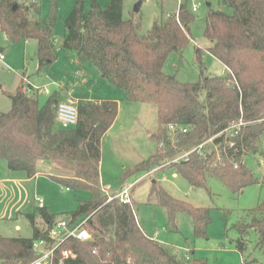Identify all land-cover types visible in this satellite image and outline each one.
I'll return each mask as SVG.
<instances>
[{
	"label": "trees",
	"instance_id": "16d2710c",
	"mask_svg": "<svg viewBox=\"0 0 264 264\" xmlns=\"http://www.w3.org/2000/svg\"><path fill=\"white\" fill-rule=\"evenodd\" d=\"M223 3L231 13L210 9L203 31L208 43L205 51L227 70L221 76L206 77L201 72L197 82L181 83L163 72L167 57L183 51L191 39L189 26L194 18L183 4L165 22H154L146 34H141L137 17L123 20V0H109L104 8L91 0L87 10L83 0H76L64 22L66 34L61 47L74 52L78 63L94 66L113 87L124 92L127 101L156 109L159 128L150 138L162 141L163 146L139 163L135 172L168 166L193 188L204 187L206 179L214 177L238 193L256 181L244 165V156L260 151L264 135V0ZM57 14L58 0H49L44 21L40 19L39 0L27 4L0 0V30L11 42L36 41L38 71L57 57L52 43ZM201 53L195 52L200 70ZM9 98L10 111L0 113V158L7 169L22 171L32 178L38 173L37 164L45 162L51 171L53 167L57 171L46 173L49 179L65 189L88 190L92 195L78 204L71 219L88 216L93 241L63 244L61 249H73L77 254L75 261L63 264H207L202 259H178L145 234L136 221L133 203L107 201L102 192L100 146L117 117V101L79 100L76 126L63 130L55 121V95L41 107L23 87ZM237 123L241 125L230 131ZM168 124L186 126L189 132L177 135L172 144L166 132ZM211 138V143L186 160L161 164ZM150 193L166 211L173 228L175 215L182 212L191 218L194 236L205 237L210 221L208 210L172 199L155 182ZM38 214L42 227L35 224L34 215H26L32 225V238L0 236V264H28L34 260L33 240L45 238L56 220L44 207L38 208ZM248 215V223L234 226L240 235L236 242L240 253L245 249L242 237L249 230L257 234L258 245L264 240V201ZM92 247L97 248V254H91ZM83 254L88 255V262L80 260Z\"/></svg>",
	"mask_w": 264,
	"mask_h": 264
},
{
	"label": "rangeland",
	"instance_id": "374dc122",
	"mask_svg": "<svg viewBox=\"0 0 264 264\" xmlns=\"http://www.w3.org/2000/svg\"><path fill=\"white\" fill-rule=\"evenodd\" d=\"M30 1L17 0L18 3L26 4ZM75 1L58 0L52 37L57 57L39 71L36 42H11L0 30V113L10 111L9 94L16 92L19 87L27 89V82L33 87L28 89V95L34 96L40 107L53 95L58 101H66V92L72 99H115L119 104L118 116L101 141V187L116 194L124 186L132 184L131 203L136 221L148 236L182 261L188 257L190 261L202 259L207 264H264V240L258 245L257 234L249 230L242 237L245 249L240 253L236 248L240 235L234 228L237 224L248 223V212L264 201V135L260 151L244 156V165L256 181L247 184L238 193L214 177L207 178L204 187L192 188L174 168L165 166L183 152L162 160L161 164L165 167L135 172L139 163L148 160L157 151V141L150 138V134L156 133L159 128L156 109L146 103L127 101L124 92L113 87L94 66L86 62L78 64L74 52L62 49V39L66 34L64 22ZM83 1L87 10L91 0ZM96 1L104 8L109 0ZM138 4L139 12L136 14L134 8ZM181 4L186 5L194 18L189 26L192 41L183 51L167 57L163 72L173 75L181 83L197 82L201 72L206 77L226 74L227 70L205 53L207 42L203 37L204 21L210 9L231 13L223 0H123L122 18L128 20L137 17L140 20V33L146 34L154 22H165ZM39 5L40 19L44 21L48 17L49 0H39ZM193 5L198 6L195 13L191 12ZM197 50L202 51L201 70L195 57ZM53 82L62 83L63 88L58 89ZM46 88L48 93H45ZM200 99L203 101L204 97ZM44 164L38 163L37 169L57 173L54 167L51 171ZM173 173H177V176L173 177ZM152 181L172 199L193 208L208 210L210 221L205 237L194 236L192 220L182 212L175 215L173 228L168 222L166 211L150 193ZM91 197L88 190L67 191L64 186L46 176L28 180L22 171H9L5 160L0 158L1 237L30 239L33 229L26 215H34L38 227L43 226L38 214L39 207L46 208L56 220H68L78 204ZM38 199L42 200L41 206ZM128 260L132 262L130 258Z\"/></svg>",
	"mask_w": 264,
	"mask_h": 264
},
{
	"label": "built area",
	"instance_id": "2783aa9c",
	"mask_svg": "<svg viewBox=\"0 0 264 264\" xmlns=\"http://www.w3.org/2000/svg\"><path fill=\"white\" fill-rule=\"evenodd\" d=\"M197 11L198 6L193 5L191 8V12L195 13ZM0 59H2V57H0ZM53 85L58 89L63 88V85L60 82H53ZM28 89L31 90L33 89V87L30 83L27 82V89L23 88V90L28 94L30 92ZM45 93H48L47 88L45 89ZM77 103L78 100L72 99L71 97L66 101L57 103L55 107V121L61 129L67 130L76 126L78 120ZM240 125L241 123L234 124L233 126H231L230 131L237 129ZM166 132L170 137L171 143L175 144L177 135L187 134L189 132V128L177 124H168L166 126ZM211 141L212 138L205 143L191 148L190 150L184 151L180 157L173 159L172 162L186 160L191 153L200 152L202 148L206 144L211 143ZM157 144L158 147L163 146L162 141L158 142ZM145 176H142L141 178ZM132 188L133 185L130 184L124 186L121 191L116 194L109 193L105 188H102V192L107 197V201L116 199L122 204H131ZM66 190L68 191L69 189ZM37 201L39 203V206H41L42 200L38 199ZM88 220V216H82L77 219L70 218L68 220H55L48 229L47 236L45 238H37L33 240L31 248L35 258L28 264H63L67 260L75 261L77 259V254L74 252V250L61 249V247L63 246V244L72 240H76L82 243L92 242L93 238L88 228ZM91 254H97L96 247L91 248ZM80 260L86 262L88 260V255H82Z\"/></svg>",
	"mask_w": 264,
	"mask_h": 264
},
{
	"label": "crops",
	"instance_id": "0c3cea01",
	"mask_svg": "<svg viewBox=\"0 0 264 264\" xmlns=\"http://www.w3.org/2000/svg\"><path fill=\"white\" fill-rule=\"evenodd\" d=\"M85 5V4H84ZM85 7V6H84ZM26 41H31V40H26ZM32 41H34V40H32ZM190 41H192V39H190ZM36 42V41H35ZM37 44V43H36ZM207 46H208V43L206 44V48H207ZM205 53L206 54H208L206 51H205ZM209 55V54H208ZM210 56V55H209ZM211 57V56H210ZM212 59H214V60H216L215 58H213V57H211ZM77 61V60H76ZM217 62H219L218 60H216ZM220 63V62H219ZM79 64V63H78ZM221 64V63H220ZM222 65V64H221ZM222 67L224 68V70H226V68H225V66H223L222 65ZM98 71V70H97ZM99 73V72H98ZM27 94V93H26ZM28 95V94H27ZM125 95V94H124ZM64 97H66L65 99L67 100V99H69L70 98V95H69V93L68 92H66L65 93V96ZM64 99V100H65ZM57 100V99H56ZM76 100H83V99H76ZM85 101H101V100H115V99H84ZM116 101V100H115ZM57 102H62V101H58L57 100ZM117 103H118V101H117ZM40 106V105H39ZM118 110H119V104H118ZM117 116H118V114H117ZM117 118V117H116ZM116 120V119H115ZM115 122V121H114ZM111 128V127H110ZM108 132V131H107ZM104 137V136H103ZM102 141V140H101ZM100 148H101V146H100ZM101 150V149H100ZM40 163V162H39ZM41 163H44V162H41ZM45 166H46V168H48L49 170L51 169V166L49 165V164H47V163H45L44 164ZM46 173L47 172H41V170H38V173L34 176V177H32V178H27L28 180H31V179H35V178H37L38 176H46ZM25 174V173H24ZM173 175V177H176L177 176V173H173L172 174ZM47 177V176H46ZM152 182H154V181H152ZM100 185H101V183H100ZM193 188V187H192ZM134 212H135V210H134ZM136 217V216H135ZM137 218V217H136ZM137 222H138V220H137ZM138 224H139V222H138ZM141 226V225H140ZM142 228V227H141ZM146 234V233H145ZM147 235V234H146ZM148 236V235H147ZM150 238H152L151 236H149ZM153 239V238H152ZM187 258V260L188 261H190L189 260V258L188 257H186Z\"/></svg>",
	"mask_w": 264,
	"mask_h": 264
},
{
	"label": "water",
	"instance_id": "95a60500",
	"mask_svg": "<svg viewBox=\"0 0 264 264\" xmlns=\"http://www.w3.org/2000/svg\"><path fill=\"white\" fill-rule=\"evenodd\" d=\"M139 5L140 4H138L137 6H135L134 13H138V11H139ZM15 9H16V5L13 6V10H15Z\"/></svg>",
	"mask_w": 264,
	"mask_h": 264
}]
</instances>
